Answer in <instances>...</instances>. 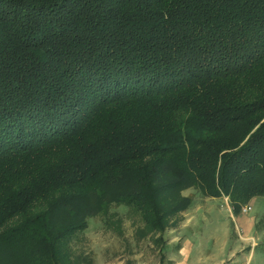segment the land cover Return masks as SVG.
Instances as JSON below:
<instances>
[{"label":"trees","instance_id":"trees-1","mask_svg":"<svg viewBox=\"0 0 264 264\" xmlns=\"http://www.w3.org/2000/svg\"><path fill=\"white\" fill-rule=\"evenodd\" d=\"M194 189L264 198V0H0V264L125 207L161 240Z\"/></svg>","mask_w":264,"mask_h":264},{"label":"rangeland","instance_id":"rangeland-1","mask_svg":"<svg viewBox=\"0 0 264 264\" xmlns=\"http://www.w3.org/2000/svg\"><path fill=\"white\" fill-rule=\"evenodd\" d=\"M183 195L193 199L192 205L183 213L170 218L162 240L160 233H147V228L137 215L125 207H119L112 209V212L119 215L115 220L116 225L108 229L100 217L91 219L85 233L74 240L73 248L78 253L89 255L94 264H168V259L179 250L184 240L183 226L191 221L187 229L190 233L184 234H192L196 239L199 236L200 239L203 235L222 236L225 227L232 229V232L243 229L245 227L239 217H248L256 220V228L252 232L257 241L253 264H264V198L251 200L244 206L251 210L244 213L243 209L234 212L228 198L223 197L221 201L210 203V198H204L194 189L184 190ZM206 210L211 212L207 211V214ZM248 252L246 250L245 254Z\"/></svg>","mask_w":264,"mask_h":264},{"label":"crops","instance_id":"crops-1","mask_svg":"<svg viewBox=\"0 0 264 264\" xmlns=\"http://www.w3.org/2000/svg\"><path fill=\"white\" fill-rule=\"evenodd\" d=\"M215 200L221 201L222 198L209 199L210 203H214ZM210 210L206 212H211ZM239 220L245 228L232 232V229L225 227L222 236L203 235L200 239L199 236L196 239L192 234H184L190 233L187 229L190 228L191 221L183 226L184 240L179 250L168 259V264H253L257 241L252 232L256 228V220L248 217H239ZM175 242L176 240L173 241ZM246 250H249L248 254H245Z\"/></svg>","mask_w":264,"mask_h":264},{"label":"built area","instance_id":"built-area-1","mask_svg":"<svg viewBox=\"0 0 264 264\" xmlns=\"http://www.w3.org/2000/svg\"><path fill=\"white\" fill-rule=\"evenodd\" d=\"M250 210H251L250 207H248V208H243V212H244V213H248Z\"/></svg>","mask_w":264,"mask_h":264}]
</instances>
